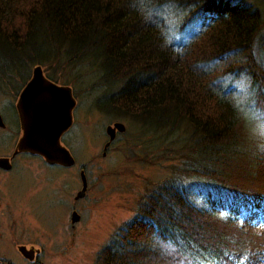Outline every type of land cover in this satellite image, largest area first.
Here are the masks:
<instances>
[{
    "label": "trees",
    "instance_id": "1",
    "mask_svg": "<svg viewBox=\"0 0 264 264\" xmlns=\"http://www.w3.org/2000/svg\"><path fill=\"white\" fill-rule=\"evenodd\" d=\"M261 45L264 0H0V87L38 64L76 87L71 71L85 67L106 89L98 111L181 147L182 167L140 196L92 264H264V149L244 137L227 81L264 88Z\"/></svg>",
    "mask_w": 264,
    "mask_h": 264
},
{
    "label": "rangeland",
    "instance_id": "2",
    "mask_svg": "<svg viewBox=\"0 0 264 264\" xmlns=\"http://www.w3.org/2000/svg\"><path fill=\"white\" fill-rule=\"evenodd\" d=\"M198 30L199 25L193 21L182 31L174 32V39L188 41ZM257 53L264 55V45L257 48ZM56 73L63 76L60 67ZM71 73L76 75V87L64 85L72 87L73 91L76 88L80 97L74 109V124L64 139L76 156L77 164L71 168L50 167L40 160H32L34 166L27 163L30 160L27 158L9 175L8 188L14 198L23 201L25 229L30 236L39 237L38 242L47 252L50 250L52 264H92L96 251L112 231L134 214L140 196L158 181L172 175L174 169L181 168L183 160L177 155L182 153L181 149L175 151L181 148L177 143L159 140L157 144L161 148H156L151 135H142L139 125L130 119H113L114 116L98 111L93 103L106 91L97 88L98 75L85 67L73 69ZM227 80L236 87V95L247 109L249 121L244 137L252 149L263 150L264 88L254 90L242 77ZM57 81L63 84L62 80ZM20 87L21 84L15 89L4 85L0 87V93L6 91L5 96H9ZM1 97L5 98L0 96V101ZM6 117L13 122L10 111ZM115 121L124 122L127 129L103 156L107 141L105 128ZM5 134L0 129V149L4 151L11 147ZM81 164H87L92 188L82 202L83 219L73 228L64 200L71 202L80 188ZM42 177L48 178L49 182L38 180Z\"/></svg>",
    "mask_w": 264,
    "mask_h": 264
},
{
    "label": "water",
    "instance_id": "3",
    "mask_svg": "<svg viewBox=\"0 0 264 264\" xmlns=\"http://www.w3.org/2000/svg\"><path fill=\"white\" fill-rule=\"evenodd\" d=\"M75 106L76 99L72 88L50 80L43 67L36 65L19 99L23 136L18 143V149L39 153L50 163L74 165L76 160L71 151L62 144L61 137L73 124ZM0 125H3L1 114ZM125 130L126 125L121 121L106 127L109 140L105 144V151L115 140L117 133ZM8 161L9 159H2L0 163L9 166ZM81 179L83 187L78 191L77 199L84 197L87 191L88 183L84 170L81 171ZM80 218V214L76 210L73 211L72 223H76Z\"/></svg>",
    "mask_w": 264,
    "mask_h": 264
},
{
    "label": "flooded vegetation",
    "instance_id": "4",
    "mask_svg": "<svg viewBox=\"0 0 264 264\" xmlns=\"http://www.w3.org/2000/svg\"><path fill=\"white\" fill-rule=\"evenodd\" d=\"M23 88L20 90L18 89V91H12V94L9 96L8 94L5 96L6 91L5 93H3V91L0 93V96L5 97H1L2 100L0 101V114L3 119V125H0V129L6 132L5 139L7 142H11V147L8 150L4 151L3 149H0V161L2 159H9V166L8 164L2 165L0 163V264H52V254L50 253V250L47 252L46 248L40 245L38 242L39 237L30 236L27 233L24 224V203L22 200L12 196L8 188V178L12 172L17 170L20 162L25 161L27 158H30L27 163L31 164H33V162H31L32 160H40L50 167L59 166L63 168H71L73 166L65 167L60 164L50 163L39 153H32L29 150L18 149V143L23 136L21 115L18 107ZM6 97H9L10 99H7ZM9 111L13 117V122L6 117L8 116ZM67 133L68 131L63 135V138ZM64 140L65 139H63V142L66 144ZM84 169L83 164L79 166V173ZM40 179H47L46 182H49V179L46 177L39 178L38 180ZM88 183L89 187L87 196L91 186L89 177ZM86 197L83 199H76L74 196L73 199H71V202L64 200L68 212L70 213L74 210L82 211V202ZM82 219L81 215V220L77 222L76 225L81 223ZM76 225L71 226L74 228Z\"/></svg>",
    "mask_w": 264,
    "mask_h": 264
}]
</instances>
